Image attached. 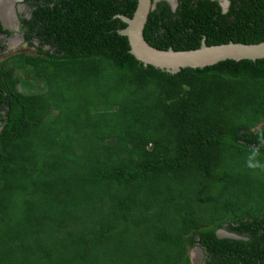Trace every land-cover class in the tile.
I'll return each instance as SVG.
<instances>
[{
  "label": "trees",
  "instance_id": "trees-1",
  "mask_svg": "<svg viewBox=\"0 0 264 264\" xmlns=\"http://www.w3.org/2000/svg\"><path fill=\"white\" fill-rule=\"evenodd\" d=\"M228 1H157L144 38L264 40V0ZM22 3L33 50L0 59V264H194L197 246L264 264V57L170 73L120 32L137 0ZM12 33L0 21V56Z\"/></svg>",
  "mask_w": 264,
  "mask_h": 264
},
{
  "label": "water",
  "instance_id": "water-1",
  "mask_svg": "<svg viewBox=\"0 0 264 264\" xmlns=\"http://www.w3.org/2000/svg\"><path fill=\"white\" fill-rule=\"evenodd\" d=\"M12 1L13 4L16 0ZM159 0H137L136 8L131 17L121 15V18L126 22V26L120 30L128 38L130 52L143 65H153L161 70L176 73L181 68L185 67H203L217 63L225 59H257L264 57V40L255 43H242L228 41L226 43L207 45L204 39L199 47L188 50H174L172 48L159 49L149 44L143 35L144 25L147 15L156 2ZM169 1V0H168ZM219 4L222 6L221 1ZM225 3L223 10L227 9L228 0H223ZM173 8L176 6V1L171 3ZM1 18V17H0ZM2 20V19H1ZM217 236H230L238 238L239 236L233 232H229L224 228L217 230ZM195 249H201L197 246Z\"/></svg>",
  "mask_w": 264,
  "mask_h": 264
},
{
  "label": "rangeland",
  "instance_id": "rangeland-1",
  "mask_svg": "<svg viewBox=\"0 0 264 264\" xmlns=\"http://www.w3.org/2000/svg\"><path fill=\"white\" fill-rule=\"evenodd\" d=\"M19 1H21V0H16L14 2V4H13L14 11H16L18 9V7H19L20 10L26 11L27 10L26 7L23 4L21 5ZM222 8H223V5H222ZM8 10H6V11L11 16L10 18H15L14 13L11 11V7H9ZM18 24L19 23L16 21V24L14 26L15 34H12L9 37L3 36V38L5 39V41L8 44V48L6 49V51H4V53L2 54V56H0V59L6 57L8 55H10L13 52H17V51H27V52H31L33 50L32 47L27 46V44L23 41L22 34H21V32H19V26H18ZM17 89L19 91L23 92V93L37 92V91L43 89V83H42L41 80H37L36 81V80H30V79H27V78H22L21 79V82L17 86ZM190 256H191V260H192V262L194 264H200L201 263L202 253H200L199 250H197L195 248L191 249L190 250Z\"/></svg>",
  "mask_w": 264,
  "mask_h": 264
},
{
  "label": "flooded vegetation",
  "instance_id": "flooded-vegetation-1",
  "mask_svg": "<svg viewBox=\"0 0 264 264\" xmlns=\"http://www.w3.org/2000/svg\"><path fill=\"white\" fill-rule=\"evenodd\" d=\"M159 1H160V0H159ZM165 1H167V2L169 3V5L171 6L172 9H174V8L172 7L173 5L171 4V3L173 2V0H171V1H170V0H169V1H168V0H165ZM175 1H176V5H177V0H175ZM220 1L223 2V0H220ZM19 2H20L21 5L23 4V3H22V0L19 1ZM222 2H221V4L224 5L225 3H224V2L222 3ZM5 4H6V6H5L4 8H2V6L5 5ZM18 4H19V3H18ZM23 5H24V4H23ZM24 6H25V5H24ZM9 7H11V11L14 13L16 19H15V18H10V20H11V21H10V24H11V25H8V24H7V25H8V26H7V25L4 24V21H3V19H2L1 10H3V11L5 10V11H6V10H8ZM23 10H24V9H23ZM22 12H25V11L20 10L19 7H18V9H17L16 11H14V6L12 7V5H10V4L6 3V2L0 1V17H1V18H0V21H1V24H2V26H3L4 28L13 31L12 34H15V31H14L15 29L12 28V27H10V26H13V27H14L15 24H16V21L19 23L18 13H22ZM16 14H17V15H16ZM10 17H11V16H10ZM1 19H2V20H1ZM18 26H19V32H21V31H20V23L18 24ZM12 34H11V35H12ZM21 34H22V33H21ZM11 35H10V36H11ZM3 36H6V34H3L2 37H3ZM7 37H9V36H7ZM22 39H23V36H22ZM23 41H24V39H23Z\"/></svg>",
  "mask_w": 264,
  "mask_h": 264
},
{
  "label": "bare ground",
  "instance_id": "bare-ground-1",
  "mask_svg": "<svg viewBox=\"0 0 264 264\" xmlns=\"http://www.w3.org/2000/svg\"><path fill=\"white\" fill-rule=\"evenodd\" d=\"M0 1H3V2H6V3H8V4H10V5H12L13 6V2L12 1H5V0H0ZM6 6V4L5 5H3L2 6V8H4ZM224 6V5H223ZM9 11V10H8ZM1 15H2V19H3V21L5 22L4 24L5 25H11L10 24V15H9V13H7V11H3V10H1ZM7 25V26H8ZM12 28H14L13 26H11ZM16 28V27H15Z\"/></svg>",
  "mask_w": 264,
  "mask_h": 264
},
{
  "label": "clouds",
  "instance_id": "clouds-1",
  "mask_svg": "<svg viewBox=\"0 0 264 264\" xmlns=\"http://www.w3.org/2000/svg\"><path fill=\"white\" fill-rule=\"evenodd\" d=\"M262 142H264V141H262ZM256 155H257V153L254 151L252 154V158H254ZM249 166L250 167H264V165H260L258 162L255 165L250 164Z\"/></svg>",
  "mask_w": 264,
  "mask_h": 264
}]
</instances>
